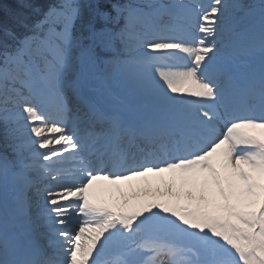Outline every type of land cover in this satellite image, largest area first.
I'll return each mask as SVG.
<instances>
[{"label":"snow or ice","instance_id":"1","mask_svg":"<svg viewBox=\"0 0 264 264\" xmlns=\"http://www.w3.org/2000/svg\"><path fill=\"white\" fill-rule=\"evenodd\" d=\"M17 5L0 20V264H264V0Z\"/></svg>","mask_w":264,"mask_h":264},{"label":"trees","instance_id":"2","mask_svg":"<svg viewBox=\"0 0 264 264\" xmlns=\"http://www.w3.org/2000/svg\"><path fill=\"white\" fill-rule=\"evenodd\" d=\"M36 3V0H33ZM18 7L17 0H0V20H8L11 12Z\"/></svg>","mask_w":264,"mask_h":264},{"label":"bare ground","instance_id":"3","mask_svg":"<svg viewBox=\"0 0 264 264\" xmlns=\"http://www.w3.org/2000/svg\"><path fill=\"white\" fill-rule=\"evenodd\" d=\"M221 128H223V127L221 126ZM103 196L104 197H107V194L106 193H99V198H102ZM73 219H74V223H76V222L79 221V218H77V217H73ZM73 225H72V227H74ZM112 259L115 261L117 259V257L116 256H113Z\"/></svg>","mask_w":264,"mask_h":264},{"label":"rangeland","instance_id":"4","mask_svg":"<svg viewBox=\"0 0 264 264\" xmlns=\"http://www.w3.org/2000/svg\"><path fill=\"white\" fill-rule=\"evenodd\" d=\"M77 115H78V113L72 115V117L75 119ZM70 123H71V124H77L78 122H77L76 119H75V120H72V122H70ZM108 199H109V197H108V195H107L106 200H108Z\"/></svg>","mask_w":264,"mask_h":264}]
</instances>
